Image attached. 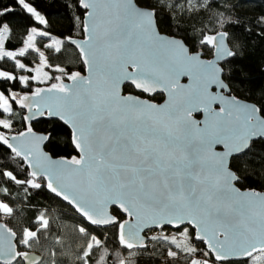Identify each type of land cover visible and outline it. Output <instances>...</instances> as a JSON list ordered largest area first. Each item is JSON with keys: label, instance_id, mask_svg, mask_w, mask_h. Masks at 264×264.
Listing matches in <instances>:
<instances>
[{"label": "snow or ice", "instance_id": "6c2138e0", "mask_svg": "<svg viewBox=\"0 0 264 264\" xmlns=\"http://www.w3.org/2000/svg\"><path fill=\"white\" fill-rule=\"evenodd\" d=\"M15 2L40 25L47 23L30 0ZM217 3L229 9V0H69L66 7L72 6L78 13L82 10L83 18L79 14L76 16L82 39L77 42L69 33L62 37L63 45L60 40H53L47 45L48 58L36 47L35 27L31 28V34L27 35L20 50L14 51L5 50V34L9 33L10 26L0 25V60H14L15 68L22 70L19 76L0 70V81L18 80L23 85L27 91L19 97L13 95L11 100L28 112L22 117L24 129L13 131V106L0 93V151L15 161L24 177L18 178L7 169L6 163H0V181L6 178L14 182L17 191L24 193L22 199L29 203L34 191L46 189L60 201L72 204L89 224L112 225L117 229L122 248H145L146 242L139 236L145 228L162 232L175 230L189 236L187 226L191 225L194 239L202 242L204 248L189 246L184 251L188 264H255L254 254H264V211L258 238L238 245L230 243L241 233L245 221L228 218L234 208L221 203L222 195H213L207 188L200 187L205 182L198 179L196 167L197 164L203 167L210 158L216 165V173L228 169L227 183L238 182L239 175L225 164V157L230 154L242 156L252 149L257 139L264 140V120L257 115H264V109L241 103L235 97H226L229 85L224 79V64L201 62L199 52L176 38L183 20H194L201 12L215 8ZM157 9L171 13L168 19L177 27L175 35L161 36L157 23L161 12ZM230 9L234 11L232 5ZM13 11L11 6L0 8V17ZM229 19L227 11L217 10L214 23L220 25V30L213 27L211 21L207 26L202 25L199 35V45L214 49V55L224 63L234 55L228 47ZM236 23H239L238 18ZM257 23L264 25V17ZM260 34L264 35V27ZM38 35L45 37L50 33L43 30ZM29 50L38 54L39 66L35 69L16 59L25 57ZM68 51L89 73L87 76L71 67L52 63ZM49 67L59 75L42 72L43 68ZM94 74L99 76L102 84ZM181 76L195 81L196 89L189 92V86L179 83ZM65 79L70 83H64ZM124 83L147 94L146 97L131 93L121 95L120 86ZM213 86L214 91H211ZM157 92L167 94L163 105L152 102L153 94ZM214 104L220 105L218 111L213 109ZM232 109L243 113L242 122L239 116L233 118ZM198 112L205 113L203 121L193 118ZM3 113H8V118H4ZM40 118L50 120L57 127L46 133H35L31 121ZM164 121L175 125V134H161L157 124ZM61 127L67 129L70 146L80 157L61 158L59 162H53L54 165L67 167L75 173H86L89 181L98 187L108 180L115 181L120 188L139 190L149 197L148 202L158 200V207L166 210L153 214L141 226L133 223L141 220L139 213L121 196L106 199L97 210L66 192L47 168L40 167L31 148L20 147L22 141L31 138L35 140L40 156L51 161L53 158L43 148L53 144L57 128ZM217 145H223L226 151L214 152ZM172 151H180L181 158H168L167 154ZM5 193L11 195L7 189ZM0 206L8 208V214L12 215L13 210L7 203H0ZM109 208L124 213L127 219L110 215ZM45 213L53 214L51 209L39 211L34 222L23 229L22 236L18 237L15 231L8 229L11 249L8 252L0 249V264H39L37 257L29 256L28 249L42 235H50V221L45 218ZM78 227L81 233L87 231L84 224ZM88 234V247L79 256L83 264H89L94 255L93 248L102 245L95 235ZM130 235L139 238L134 242L128 239ZM59 239L57 234L56 240ZM104 246L106 248L107 244ZM168 255L176 257L177 253L169 250Z\"/></svg>", "mask_w": 264, "mask_h": 264}, {"label": "trees", "instance_id": "16d2710c", "mask_svg": "<svg viewBox=\"0 0 264 264\" xmlns=\"http://www.w3.org/2000/svg\"><path fill=\"white\" fill-rule=\"evenodd\" d=\"M30 2L45 17L46 24L40 25L34 18H30L14 0H0V8L11 6L14 9L13 13L0 17V25L6 23L10 26L9 33L5 34V50L18 51L32 27H35L37 32L47 30L50 33L49 36L45 37L36 34L34 38L36 47L45 53L46 58L49 56V49L45 43L51 42V39L60 40L63 45L65 41L62 37L69 33L75 39L81 38L76 16L79 14L82 18V11L78 13L74 7H66L69 0H30ZM231 5L234 7V11L230 9ZM217 10L227 11V17L230 18L227 25V31L230 34L228 47L234 55L228 59L227 63H223L224 79L229 85V91L234 97L264 109V35L260 34V29L264 25L257 23L261 17H264V0H229V9H224L222 5L217 3L215 8L201 12L199 16L194 17V20H183L179 27L180 35L177 38L184 41L189 49L201 52L203 58L210 56V49L202 48L199 45V35L202 25L207 26L211 21L213 22L212 26L220 30V25L214 23ZM157 11L161 12L157 21L158 30L167 36L175 35L177 27L168 19L171 13L166 9H157ZM237 18L239 23H236ZM76 56H78L77 53ZM76 56H73L71 51L64 52L63 56L52 61V63L66 68L71 67L73 71H80L82 74L83 67L76 60ZM16 59L32 66L34 62H37L38 54L29 50L25 57H17ZM45 69L47 70V68ZM0 70L14 72L17 76L22 71L15 68L14 60L7 59L0 60ZM48 70L50 74H58L53 73L50 67ZM26 91L18 80L16 82L0 81V93L4 94L5 97H10L11 94L19 97ZM123 93L135 94L128 86L123 87ZM161 99L160 95H155L152 101L158 103ZM9 103L14 109L11 114L15 124L13 131L23 130L25 127L22 121L24 110L11 99ZM8 116L9 114L5 118ZM261 116L264 118V115ZM32 127L36 133H46L57 125H54L50 120L39 119L32 123ZM44 149L52 158L76 157L74 149L70 146L66 128H57L53 144ZM0 163H6L7 169L12 170L18 178H24L15 161L10 160L8 154L2 151H0ZM229 166L231 167L230 170L236 172L240 177L236 184L238 188L264 192V141H255L249 152L232 158L229 161ZM5 189L11 193L10 196L5 193ZM23 196L24 193L17 191L14 182L8 181L6 178L0 181V203H7L13 210L12 215L8 214L6 207V212L0 210V221H4L7 229L15 231L19 237L23 235V229L34 222L39 211L52 210V215L45 213V218L50 221V235H42L38 242L32 243V246L42 257L40 264H44V259L46 260L45 264H83L79 256L88 246L89 232L102 241L100 247L93 248L94 255L89 259V264H121V261L124 264H187L184 251H187L189 246L203 248L201 243L194 241L192 231L189 228L191 233L189 236L171 230L164 232L159 230L164 233L160 236L159 231L148 232L145 248L141 250L122 248L119 245L115 227L97 229L89 226L73 210L46 189L34 191L30 197V203L22 199ZM113 214L123 219L115 211ZM81 224L87 227L85 233L79 231L78 226ZM57 234L60 236L58 241L56 240ZM178 235L184 237L187 245H179L181 242H177V247L174 249L177 256L168 260L165 253L168 248H171V243L175 239L179 240ZM166 236L173 237L167 239ZM105 243L107 244L106 248ZM19 247L22 248V246ZM108 257H112V259L109 260Z\"/></svg>", "mask_w": 264, "mask_h": 264}, {"label": "water", "instance_id": "95a60500", "mask_svg": "<svg viewBox=\"0 0 264 264\" xmlns=\"http://www.w3.org/2000/svg\"><path fill=\"white\" fill-rule=\"evenodd\" d=\"M15 1V0H14ZM82 11V10H81ZM83 18V17H82ZM161 36L163 37H168L164 33L160 32ZM177 38V37H176ZM82 39V37L80 38ZM80 39H76L77 42H79ZM179 39V38H177ZM211 51V56L208 59L203 58V54L200 53V58L201 62L206 63L208 61H213L214 63H224L222 60H218L217 57L214 55V49L209 48ZM79 55V52L77 50L76 52ZM229 59V58H228ZM83 67V66H82ZM128 71H131V68H128ZM198 71V70H194ZM89 73L84 70L83 68V73L82 75L87 76ZM94 78L98 80V83L102 84V80L99 78L98 75L94 74ZM198 80V77L196 78ZM64 83H70L66 79L64 80ZM179 83L184 86H189L188 91H194L197 87V83L191 82L188 76H181L179 79ZM128 86L130 87L127 83H124L120 86V94L121 95H128L123 93V87ZM135 94L132 95H140L142 97H146L147 94H142L139 93L138 90H135L134 88L130 87ZM211 91H214V86L210 88ZM155 95H160L161 96V101L156 103L153 102L157 105H163L165 101L167 100V94L165 92H157L153 94V97ZM226 97H234L231 95L230 91L225 93ZM236 98V97H235ZM238 99V98H237ZM241 103L247 104V105H254L250 102H247L242 99H238ZM220 105L219 104H214L213 109L214 110H219ZM24 115H28L27 109L24 108ZM233 113V118L239 116L241 119V122L243 120V113H241L238 109H232ZM259 119L264 120V118L260 115L257 114ZM194 119L197 121H203L205 119V113L203 112H198L194 114ZM44 120H48L46 118H40ZM39 119H34L31 121V124ZM255 122V120L253 121ZM24 123V122H23ZM25 125V124H24ZM202 127V124L200 125ZM157 127L160 129L161 134H166L167 132H172L175 134L176 132V127L174 124H172L169 121H164L161 123L157 124ZM164 132V133H163ZM36 133V132H35ZM260 139H257L258 141ZM264 141V140H261ZM20 147L23 149H29L31 148L33 150V154L35 159L38 161L40 167L47 168L50 173L53 175L55 178L56 182L64 188V190L71 195L75 196L77 200L81 201L84 203L86 206L93 208V209H99L100 206L104 203L106 199H109L111 197L115 196H121L125 199H127L136 209V211L139 213L141 220L138 222H133L139 223L141 226L143 225L144 221L150 219V217L157 213L158 211L163 212L166 209L164 208H159L158 207V200H151L149 201V197L144 196L139 192V190L131 189V188H120L119 185L115 181H108L105 180L103 186H97L95 183L90 182L88 179V176L86 173H75L68 169L67 167H57L56 165L53 164V162H59L61 158H53L51 161H48L44 158H42L39 154V150L36 146L35 140L29 138L20 143ZM43 151L45 149L43 148ZM76 158L80 157V154L76 151ZM214 152L216 153H224L226 149L224 148L223 145H217L213 149ZM48 154V153H47ZM49 155V154H48ZM182 156V153L180 151H172L167 154L168 158L171 159H180ZM237 157L236 155H228L225 157V164L229 165V161ZM215 163L209 158L207 161L204 162L203 167L200 166V164H197L196 167V174L198 179L204 181L205 183L200 185V187L207 188L209 191L212 192L213 195H222L223 200L221 203H227L231 205L234 208V212H230L228 215V218L231 220H241L245 221V227L242 229L241 233H239L235 240L230 241L232 244H241L247 241H251L255 238H258L260 235V218L262 211H264V199L261 197H264V192L260 191H252V190H243L237 187V182H234L233 184L227 183L225 180V175L227 172V168L224 170L223 173H216L215 172ZM62 202V201H61ZM64 204H66L71 210H73L76 215L83 220L86 224H88L91 227L97 228V229H105L108 228L112 225H91L87 222V220H84L81 215L75 210L74 206L70 204L68 201H63ZM112 209H108V212L110 215H113ZM119 216L123 217V219H127L126 215L124 213L115 211ZM193 234V239L195 232L191 228V225L187 226ZM160 229H154L150 230L145 228L141 233H139L140 237H143L145 242H146V234L148 232L152 231H159ZM133 231H136L135 228H133ZM175 231V230H171ZM139 237L137 236H129L128 239L136 242ZM223 239V237H221ZM195 242L201 243L200 241ZM11 236L8 232L7 227L4 225V223L0 222V249H2L5 252H8L11 249ZM203 248L204 245L202 244ZM143 248H133V250H141ZM260 254V253H256ZM254 254V255H256ZM29 256H35L38 258L39 264L42 261V257L40 254L35 253V252H29Z\"/></svg>", "mask_w": 264, "mask_h": 264}, {"label": "rangeland", "instance_id": "374dc122", "mask_svg": "<svg viewBox=\"0 0 264 264\" xmlns=\"http://www.w3.org/2000/svg\"><path fill=\"white\" fill-rule=\"evenodd\" d=\"M37 32V31H36ZM39 32H37V34H38ZM29 34H31V32L29 33ZM35 36L36 35H34V38H35ZM27 39V38H26ZM51 42H47V44L45 43V45H50V44H52V41H53V39H51L50 40ZM29 44H30V42H29ZM23 46V45H22ZM21 46V47H22ZM20 50V49H19ZM18 50V51H19ZM40 51H42L41 49H39ZM39 66V60H37V62H34L33 63V65L31 66L33 69H35L36 67H38ZM51 68V67H50ZM43 71H48L49 72V70H48V68H47V70L45 69V68H43L42 69V72ZM24 74H27V73H24ZM33 74H35L34 72H33ZM57 75H59V73L57 74ZM23 86V85H22ZM41 86H43V85H41ZM13 95H15V94H11L10 95V97H5L6 99H8V100H10L11 99V97L13 96ZM16 96V95H15ZM8 115V113H3V116H4V118H5V116H7ZM5 131H7V130H5ZM0 210L1 211H5L6 212V208L5 207H3V206H0ZM0 222H2V223H4V221H0ZM148 234V233H147ZM146 234V235H147ZM159 236L160 235H164V233H161L160 231H159ZM23 235H24V233H23ZM30 235V234H29ZM156 235V234H155ZM179 236V240H174L173 241V244H172V246H171V248H168L167 249V251H166V258L168 259V260H171V259H174V257H169V255H168V251L169 250H172V251H175L174 249L177 247V242H181L179 245H183L184 246V244L185 245H187V243H186V241L184 240V237L183 236H181V235H178ZM171 237H173V236H171ZM170 236H166V238L167 239H170L171 238ZM175 238V237H174ZM92 244L93 245H95V241H92ZM88 247V246H87ZM183 249H184V247H182ZM28 252H36V253H38V251H36L35 250V248L31 245V248L30 249H28ZM39 254V253H38ZM255 264H264V254H256L255 255ZM203 260V259H202ZM45 259H44V261H43V263L45 264ZM187 264H188V260H187Z\"/></svg>", "mask_w": 264, "mask_h": 264}, {"label": "flooded vegetation", "instance_id": "af4514ba", "mask_svg": "<svg viewBox=\"0 0 264 264\" xmlns=\"http://www.w3.org/2000/svg\"><path fill=\"white\" fill-rule=\"evenodd\" d=\"M210 56H211V53H210ZM210 56H208V57H205V59H208ZM145 237H148V234H147Z\"/></svg>", "mask_w": 264, "mask_h": 264}]
</instances>
